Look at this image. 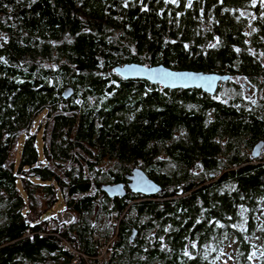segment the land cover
<instances>
[{"label": "trees", "instance_id": "1", "mask_svg": "<svg viewBox=\"0 0 264 264\" xmlns=\"http://www.w3.org/2000/svg\"><path fill=\"white\" fill-rule=\"evenodd\" d=\"M252 3L0 0V264H264V15ZM127 62L230 72L229 93L124 79ZM134 167L164 191L102 189L128 186ZM62 196L74 220L48 229ZM97 234L116 237L107 260ZM71 243L89 259L74 261Z\"/></svg>", "mask_w": 264, "mask_h": 264}, {"label": "water", "instance_id": "2", "mask_svg": "<svg viewBox=\"0 0 264 264\" xmlns=\"http://www.w3.org/2000/svg\"><path fill=\"white\" fill-rule=\"evenodd\" d=\"M116 73L124 79L144 78L153 83H157L162 87H170L171 89L183 88L204 89L209 94L216 92L223 86V83L231 80L232 73L222 74L221 72H208L206 70L196 71L195 69H173L163 64L145 65L142 62H127L122 65L115 66ZM74 90L66 88L65 95L72 96ZM253 157L261 155L264 150V140L259 141L254 146ZM129 179V184L117 182L114 184L104 183L103 188L112 196L126 195L131 191L141 194L154 195L157 192L164 191L161 184L154 181L147 175V172L140 167H134L132 171L126 174Z\"/></svg>", "mask_w": 264, "mask_h": 264}, {"label": "built area", "instance_id": "3", "mask_svg": "<svg viewBox=\"0 0 264 264\" xmlns=\"http://www.w3.org/2000/svg\"><path fill=\"white\" fill-rule=\"evenodd\" d=\"M75 212L72 211V209L66 208L64 210L61 211H56L54 213V216H51V218L49 219V227L48 229H61L65 226V224L68 221L74 220L75 217ZM96 238H98V240L100 241V243H102L104 245V249L101 252L100 255H98L100 257V259L105 258L106 260L109 258L108 256V248L109 245L111 244V241H106L105 242V238L102 237L101 235L97 234ZM105 239V240H104ZM73 250H74V254H75V259L74 261H78L79 260V256L83 255L84 257H87V255L84 253V251L82 250H77L74 245L71 243ZM87 259H89V257H87Z\"/></svg>", "mask_w": 264, "mask_h": 264}, {"label": "rangeland", "instance_id": "4", "mask_svg": "<svg viewBox=\"0 0 264 264\" xmlns=\"http://www.w3.org/2000/svg\"><path fill=\"white\" fill-rule=\"evenodd\" d=\"M234 80L236 81V80H237V77H235ZM222 87H223V92L221 93L222 95H225V93H229V88L226 87L225 84H223ZM245 87H246L247 92H248V91H252L251 89H249L248 85H246ZM40 119H41V118H40ZM38 120H39V119H38ZM43 138H44V137H43V130H41V132H40V134H39V138H38L37 141H38V143H39L40 153H41L42 156H43L44 145H45V143L43 142ZM24 139H25V137H23L22 139H20V142H19V144H20V150L22 149ZM18 153H19V152H18ZM103 165H104V166H109V165H110V164H109V161L104 162V163L102 164V166H103ZM64 204H65V199H64V197L62 196V198L60 199V202H57V203H56V207H57V210H56V211H61V210L66 209V206H64ZM104 221L106 222V218L104 219ZM115 221H116V218L112 220V223H114ZM102 237H104V238L106 239L105 236H102ZM105 239H104V240H105ZM115 239H116V237L114 236V238L110 239L109 241H111V243H114ZM105 242H106V240H105ZM231 247H232L231 245H228V246L225 247V249H226L227 251L231 252V251H230V250H231ZM259 251H261V249H260ZM254 259H256V258H254ZM254 259H253V260H254ZM225 264H235V259H234V258H233V259H230V260L226 259V260H225Z\"/></svg>", "mask_w": 264, "mask_h": 264}, {"label": "flooded vegetation", "instance_id": "5", "mask_svg": "<svg viewBox=\"0 0 264 264\" xmlns=\"http://www.w3.org/2000/svg\"><path fill=\"white\" fill-rule=\"evenodd\" d=\"M252 9L249 10L252 13L251 17L256 19L255 21L259 20L258 17L264 15V4L261 3V0H255V4L252 3ZM257 26V23L255 24Z\"/></svg>", "mask_w": 264, "mask_h": 264}, {"label": "snow or ice", "instance_id": "6", "mask_svg": "<svg viewBox=\"0 0 264 264\" xmlns=\"http://www.w3.org/2000/svg\"><path fill=\"white\" fill-rule=\"evenodd\" d=\"M167 2L175 3L176 0H167ZM253 3L255 4V0H253ZM261 3L264 4V0H261ZM189 6H191V0H189ZM193 247H195V245H193ZM185 255H188V253L186 252Z\"/></svg>", "mask_w": 264, "mask_h": 264}]
</instances>
